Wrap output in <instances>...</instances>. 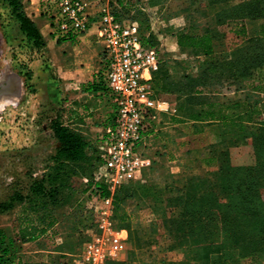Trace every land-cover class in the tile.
Listing matches in <instances>:
<instances>
[{
    "label": "rangeland",
    "instance_id": "374dc122",
    "mask_svg": "<svg viewBox=\"0 0 264 264\" xmlns=\"http://www.w3.org/2000/svg\"><path fill=\"white\" fill-rule=\"evenodd\" d=\"M23 1L25 12L37 22L44 42L38 45L29 39L7 0H0V76L12 72L19 77L22 88L20 95L12 96V101L0 109V229L18 239L28 220L39 226L49 225L50 245L48 250L39 251L40 243L14 244L19 246L20 253L14 264H84V244L95 235L97 218L93 213L91 217L86 214L87 206L82 202V175L89 165L67 162L58 169L59 143L52 122L59 118L65 122L80 108L76 107L74 95L70 96L71 104L67 103L69 95L61 96L66 85H62L59 72L63 61L60 45L75 50L81 36L97 25L105 59V46L99 35L100 19L105 14L112 15L114 22L123 28L137 26L144 46L156 51L158 67L152 70L150 83L153 96L161 103L152 119L154 131L141 147L152 164L131 180L136 183L126 182L132 195L120 202L113 219L116 228L127 229L128 233L114 235L118 251L106 264H195L193 247L177 244L162 223L161 216L172 215L175 208L167 198L162 201L155 196L165 198L182 192L190 177L220 168L221 162L217 161L220 152L234 165L257 163L254 141L260 122L244 121L245 129L237 133L231 119L226 125L216 119L207 125L188 119L191 112L207 110L214 112L215 117L219 111L229 117L247 116L250 104L264 105V64L244 77L240 86L234 83V78L217 74L222 71L221 66L202 76L205 68L210 69L225 59L228 52L248 43L236 35L235 23L219 13L250 0L213 4L210 0H123L122 3L82 0L86 3L89 26L76 35H64L57 25L56 16L60 12L57 0ZM244 22L249 37L264 29V17ZM209 26L219 32L212 55L182 49L178 44L179 32H202ZM145 75L149 77L150 73L146 71ZM68 87L77 91L71 84ZM197 89H201L200 93ZM189 90L192 91L188 93ZM84 104H89L91 110V101ZM202 125L205 126L200 131ZM83 133L91 149V142L96 144L95 137L86 129ZM55 176H58L56 181L50 182L49 178ZM45 178L46 195L36 197L33 189ZM61 183L56 191H51L52 184ZM21 196L23 199L19 200ZM209 219V240L229 243L231 232L223 227L220 219ZM59 246H62L58 253L60 259L46 261L45 255L52 257ZM24 250L37 255L25 261ZM248 259L254 264H264V253Z\"/></svg>",
    "mask_w": 264,
    "mask_h": 264
},
{
    "label": "trees",
    "instance_id": "16d2710c",
    "mask_svg": "<svg viewBox=\"0 0 264 264\" xmlns=\"http://www.w3.org/2000/svg\"><path fill=\"white\" fill-rule=\"evenodd\" d=\"M122 1L119 0L121 3ZM210 1L213 4L231 0ZM7 2L19 21L22 32L36 44H42L44 42L43 34L37 22L25 12L24 1L7 0ZM225 12L228 16L226 14L224 16ZM225 12L219 13V16L235 23L236 35L244 40L247 39L248 43L228 52L225 59L219 60L210 69L205 68L202 71V76L210 74L211 70H218L217 66H221L222 71L217 74L221 77L234 78V83L240 86L244 77L251 75L254 69L264 64V29L256 36L249 37L248 27L244 22L247 19L264 17V0H250L236 4ZM209 27L202 32H179L177 34L178 44L182 49L212 55L216 47L215 36H218L219 32L215 28ZM229 56L231 59H228ZM215 76H210V78ZM215 83L216 85L220 84ZM196 91L200 93L201 89ZM218 114L219 116L215 117L214 112L210 110L197 111L191 112L188 119L195 121L194 123L201 122L203 124L211 123L216 119V121L225 122L224 125L228 119H231L232 126L238 131L237 133L245 129L244 121L260 122V130L254 141L257 163L251 166L234 165L224 152H220L221 155L217 154V161L221 162L220 168L204 175L190 177L189 183L183 187L182 192L171 194L165 198H160L157 195L155 199L164 201L167 198L171 202L170 205L175 208V213L172 215L163 214L161 216L162 223L166 230L173 234L177 244H188L193 247L195 264H254L248 258L264 253V105L258 102L250 104L247 116L239 114L229 117L220 111ZM256 118L262 120L258 121ZM204 126L202 125L200 131ZM52 129L59 143L56 155L58 169L60 170L61 165L64 166L67 162H87L89 166L82 178L92 176L99 160L97 147H92L91 144L90 149V143L85 134L60 118L52 122ZM51 176L52 174H50ZM57 178L58 176L49 179L51 182L52 180L56 181ZM45 182L46 178L37 184L36 189H33L36 197L41 198L46 195ZM130 183L136 182L131 181ZM61 185L62 183L52 184L54 188L51 191H56ZM127 185V183L122 184L114 192V210H117L121 201L124 202L127 196L132 195ZM110 192L107 187L103 186L104 195L109 196ZM22 199L23 196L19 198V200ZM82 202L85 203V201ZM156 211L158 212V210ZM85 212L91 217V214L86 210ZM213 217L220 219L223 227L231 232L229 243L209 240V218ZM48 227L49 225L39 226V224L28 220L20 230L18 239L9 236L4 229H0V264H14V260L20 258L19 246L14 245L18 242L24 244L38 241L44 249L48 250L50 245L47 236ZM61 248L62 246H59L57 249L61 251ZM121 264H126V262Z\"/></svg>",
    "mask_w": 264,
    "mask_h": 264
},
{
    "label": "built area",
    "instance_id": "2783aa9c",
    "mask_svg": "<svg viewBox=\"0 0 264 264\" xmlns=\"http://www.w3.org/2000/svg\"><path fill=\"white\" fill-rule=\"evenodd\" d=\"M57 5L60 10L57 25L64 35H76L87 29L85 2L57 0ZM100 22L99 35L106 52L104 88L111 95L114 109L98 137L99 160L93 175L82 178L86 211L97 218L95 235L84 244V264H106L118 251L114 235L128 233L114 224L112 193L152 164L141 147L154 131L152 119L161 104L153 96L150 83L152 70L158 67L156 51L144 46L137 26L123 28L110 14L103 15ZM103 186L111 195L103 194Z\"/></svg>",
    "mask_w": 264,
    "mask_h": 264
},
{
    "label": "crops",
    "instance_id": "0c3cea01",
    "mask_svg": "<svg viewBox=\"0 0 264 264\" xmlns=\"http://www.w3.org/2000/svg\"><path fill=\"white\" fill-rule=\"evenodd\" d=\"M77 44L75 50L73 47L60 45L63 61L59 65V72L63 80L61 82L62 85H66L62 87L61 96L66 97L69 95L70 99V96L74 95L76 97L75 100L78 102L76 107H80L76 113L68 117L65 123L82 132H85V129L89 131L91 136L95 137L93 141L96 144L91 142L92 147H97L100 132L107 120L112 117L114 109L111 95L104 88L103 67L105 53L102 52L104 49L97 35V25L92 26L86 34L81 36ZM69 84L76 88L75 90L77 91L69 90ZM88 101H91V110L88 108L89 104H84ZM67 103L71 104V99ZM35 243L38 244V241L26 242L23 245ZM59 249L52 257L45 255L46 261H51L53 258L60 259V255L58 256V253H60ZM40 250L43 251L45 249L41 246V248L39 247ZM36 255L24 250L23 256L25 261H30ZM40 255L42 256L43 254Z\"/></svg>",
    "mask_w": 264,
    "mask_h": 264
},
{
    "label": "flooded vegetation",
    "instance_id": "af4514ba",
    "mask_svg": "<svg viewBox=\"0 0 264 264\" xmlns=\"http://www.w3.org/2000/svg\"><path fill=\"white\" fill-rule=\"evenodd\" d=\"M16 80L17 77L10 71L4 72L3 75L0 76V99L5 95L11 97L20 95L22 92L21 83L19 79Z\"/></svg>",
    "mask_w": 264,
    "mask_h": 264
},
{
    "label": "bare ground",
    "instance_id": "6f19581e",
    "mask_svg": "<svg viewBox=\"0 0 264 264\" xmlns=\"http://www.w3.org/2000/svg\"><path fill=\"white\" fill-rule=\"evenodd\" d=\"M18 77V76H17ZM14 78V77H13ZM19 78V77H18ZM18 80V79H17ZM16 80V81H17ZM18 83V82H17ZM12 97L9 95H5L0 99V109L3 108V106H5L7 103H9L10 101H12L11 99Z\"/></svg>",
    "mask_w": 264,
    "mask_h": 264
},
{
    "label": "water",
    "instance_id": "95a60500",
    "mask_svg": "<svg viewBox=\"0 0 264 264\" xmlns=\"http://www.w3.org/2000/svg\"><path fill=\"white\" fill-rule=\"evenodd\" d=\"M5 95V94H4Z\"/></svg>",
    "mask_w": 264,
    "mask_h": 264
}]
</instances>
